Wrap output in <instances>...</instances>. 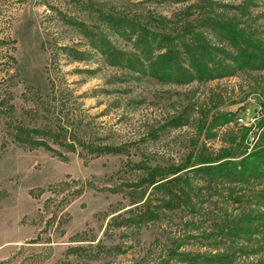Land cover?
Returning <instances> with one entry per match:
<instances>
[{
  "label": "rangeland",
  "instance_id": "374dc122",
  "mask_svg": "<svg viewBox=\"0 0 264 264\" xmlns=\"http://www.w3.org/2000/svg\"><path fill=\"white\" fill-rule=\"evenodd\" d=\"M200 7L264 45V0H0V264H154L179 234L192 236L183 249L214 252L227 243L220 221L246 213L254 255L234 264H264V180L236 183L228 198L195 177L201 200L189 207L139 226L114 217L147 210L131 205L147 193L133 186L139 162L163 168L202 148L236 159L264 148V71L186 84L146 73L145 51L162 52L157 40L175 38ZM133 19L157 38L147 49L125 28Z\"/></svg>",
  "mask_w": 264,
  "mask_h": 264
},
{
  "label": "trees",
  "instance_id": "16d2710c",
  "mask_svg": "<svg viewBox=\"0 0 264 264\" xmlns=\"http://www.w3.org/2000/svg\"><path fill=\"white\" fill-rule=\"evenodd\" d=\"M170 1L176 3L184 0ZM125 23H127L125 28L130 35L139 34L135 38L136 48H138L137 45H141L147 49L150 43L157 39L153 35L146 37L140 21L133 19ZM135 23L143 33L135 32ZM179 25L181 28L176 32L175 38L164 35L157 40L155 50L162 49V52L152 56L151 51H145L144 60L148 68L146 73L149 75L166 81L170 80L175 84H186L192 80L206 82L232 76L238 70L264 71V45L252 38L255 34L238 28L232 18L225 19L215 12H204L200 7L193 20L180 21ZM206 30H210L215 35L214 42H210L205 37ZM128 61V65H132L129 66L132 71L137 74L142 72V62L138 58ZM114 63L117 64V62ZM227 122L229 120L223 116L222 124ZM29 132L31 135L41 134L37 130H19L16 137L28 136ZM27 142L32 146H45L41 141L29 139ZM201 150L203 154L194 156L189 154L184 162L175 166L161 168L139 162L143 175L134 182L133 186L145 187L147 193L144 195V200L133 202L131 205L140 203L141 206H146L147 210L136 214L134 206L122 210L114 217L119 219L126 214L128 222L133 223V226H139L144 221L153 223L158 220L159 213L166 209L189 207L192 198L198 197L196 193H200L199 188L195 190L191 185L195 177L204 179V184L212 187L217 193L227 191L228 198L236 192V183L244 184L247 180L253 179L261 183L260 181L264 180V148L252 154L242 155L238 159L230 156L229 149L222 148L213 155L204 152L206 151L204 148ZM230 187L232 189L229 190ZM193 191L198 192L193 193ZM257 192L263 195L262 191ZM260 194H254L253 199L261 197ZM225 217L228 215L226 214ZM253 217V214L246 213L243 218L236 219L235 216L231 219H222L217 227V233L227 243L224 241L223 248L214 252L193 253L185 250L183 244L192 236L189 234H179L181 237L173 236L169 246L159 247L160 254L154 264H234L240 258L248 259V255H254L250 246L252 242H255L251 238ZM257 220L260 221L261 218ZM253 231L256 232L255 229ZM204 237L207 241L215 242L210 234Z\"/></svg>",
  "mask_w": 264,
  "mask_h": 264
}]
</instances>
